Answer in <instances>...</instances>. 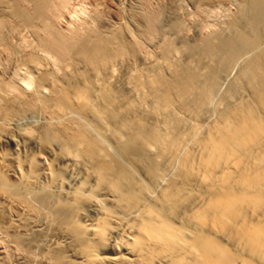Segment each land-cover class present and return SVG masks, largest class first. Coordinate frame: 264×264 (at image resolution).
<instances>
[{
	"label": "bare ground",
	"instance_id": "bare-ground-1",
	"mask_svg": "<svg viewBox=\"0 0 264 264\" xmlns=\"http://www.w3.org/2000/svg\"><path fill=\"white\" fill-rule=\"evenodd\" d=\"M223 1L235 6L224 27L192 38L180 19L165 31L160 10L131 29L121 2L119 23L66 31L67 0H0V58L33 75L23 89L2 60L1 251L39 264H264V0ZM21 29L55 69L33 38L34 52L11 43Z\"/></svg>",
	"mask_w": 264,
	"mask_h": 264
},
{
	"label": "rangeland",
	"instance_id": "rangeland-1",
	"mask_svg": "<svg viewBox=\"0 0 264 264\" xmlns=\"http://www.w3.org/2000/svg\"><path fill=\"white\" fill-rule=\"evenodd\" d=\"M120 2L123 4H121ZM143 2H144V4H143ZM67 3H69V4H67V5H69L68 9H67V5H66V8L63 11V12H65V10H67L66 14L62 13L64 17L61 16L64 21L61 19H60L61 21L60 20L58 21V22H61L60 26H59V27H61L60 29L66 28L65 29L66 31H68L72 27L74 29H77L80 25H82L84 27L85 26L88 27L92 23H94V21L96 20L97 17L99 20H96L95 23L96 22L102 23V25L101 24L98 25L96 23V25H98V26L106 25L104 23H108V24L110 23L111 24V21H112V24H115L116 22L119 23L118 21L121 20L122 18L119 19L118 18L119 15L115 11L117 8L116 6L121 4L123 6H119V7L124 8L123 9V11H124L123 15L126 17V20L127 19L131 20V21L127 20V23L131 27L134 26L132 28L130 27L133 30L135 29V25L136 26H137V24L139 25V23H140L139 20L141 21V18H139V16H140L139 12L142 11L141 16H140V17H142L144 14H146L145 13L146 10H150V9H151L150 11L160 10L161 23H162L161 25L165 31L167 30L165 28H168V26L170 25V22L172 23V21L180 19L184 25V31L186 32L185 34L188 35V37H192V38H195V36L197 37V36H200L202 34L206 35V36H207V34L212 35L213 33H215V31L217 32L218 30H221L224 27L226 20L230 17V15H233L232 13L235 12V11H233V10H235V8H233L235 6L234 5H227L226 2L223 0H220V1L219 0H217V1L213 0V1H209V2H207L205 0H141V1L140 0H105V1H103V0H69V2H68V0H67ZM147 4H149V5H147ZM229 6H231V9ZM101 7H103V8H101ZM114 7H115V9H113ZM154 7H155V9H154ZM98 8H99V10H98ZM135 11H136V14L134 13ZM95 12H97L98 15L100 14L99 15L100 17L97 16ZM137 13H139V14H137ZM142 13H143V15H142ZM131 15L134 19L131 17ZM136 15L138 17H135ZM136 19H137V21H136ZM134 21L136 24L134 23ZM130 22H132V24L134 23L135 25L134 24L132 25ZM137 22H139V23H137ZM87 23H88V25H87ZM89 23H91V24H89ZM95 23H94V25H95ZM223 23H224V25H223ZM67 28H69V29L67 30ZM80 28H78V29H80ZM16 33L17 34L13 33V35H15L14 37H13V35H10L11 36L10 38H12L10 41H13V42H11V43H13V45L16 44L15 47L17 46L16 48L19 51L25 52V48H28L30 50L31 46L29 44H33V43H31V41L34 39L33 42L35 44H33L32 47L34 49H36V51L34 49L33 50L31 49V50L33 52L35 51V54L37 52V54L39 56L45 55L44 54L45 49L42 48V51H39L40 50L39 44L37 45V40L35 38H33L32 34H31L32 32L30 30L21 29L20 31H18ZM23 36H24V38H23ZM27 38L28 39L33 38V39L32 40L30 39L31 41H28L29 42L28 43V42L24 41V40H28ZM22 41H24V43L25 42L26 43L24 44ZM20 45L23 48H21ZM26 45L30 46V48ZM146 45H147V43H146ZM34 46H37V48ZM147 47L152 49V47L149 46V44L147 45ZM19 54H21V53L19 52ZM46 55H47V53H46ZM46 55L44 57H46ZM44 59H47L49 61V63L46 60L44 61L46 63L45 65L48 64L47 65L48 69L49 68L52 70L55 69V67H53V66H56V65H54L55 63L53 62L52 59L51 60H49L50 58L49 59L44 58ZM2 60L3 59L0 58L1 62H2ZM242 61L243 60H239V61L235 62L234 64H232L230 68H228V71L226 72V74L224 75V77L220 81V85H219L220 93L223 94V93H225V91H227L230 88V86L234 82L233 80L237 76L238 71H240V69L242 67L241 66L243 64ZM3 62H4V60H3ZM3 62L0 64L1 70H3V67H4V66H2ZM12 64H10V65H8L6 63L4 64L5 65L4 70H3L5 72L4 76H7L6 78L9 77L10 81H13L14 83L18 84V86L20 85V87L22 86V88L24 89L25 86H24L22 79H24L26 77L30 78L31 76H33L30 74L32 72L29 73V71H31V70H28L26 67H24V69H22L21 67H23V66L20 65L21 67L20 66L14 67V66H12ZM14 65H16V64L14 63ZM17 65H19V64H17ZM6 66H8V67H6ZM16 67H17V70H18V68H21V69L18 71H14V70H16ZM14 72H15L16 76L12 75V74H14ZM23 76H26V77H23ZM20 78H21V80H20ZM27 89L28 90L25 89V91L26 92L28 91L30 93L31 90H33V86L30 87V89L29 88H27ZM46 93H48V92L45 91V94ZM3 253H4V251L3 250L1 251V249H0V264H39L37 261L34 262V261L30 260V262H29V260L25 256H22L18 253L17 254L19 256L16 253L14 254L13 252H7V254L9 255L8 256V255H6V252H5L4 254L9 258H7ZM24 258L27 261L24 260Z\"/></svg>",
	"mask_w": 264,
	"mask_h": 264
}]
</instances>
